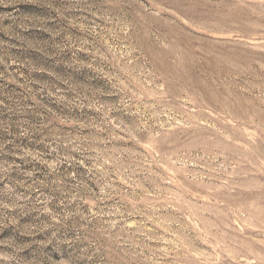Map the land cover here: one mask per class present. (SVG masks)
I'll use <instances>...</instances> for the list:
<instances>
[{"label": "rangeland", "instance_id": "1", "mask_svg": "<svg viewBox=\"0 0 264 264\" xmlns=\"http://www.w3.org/2000/svg\"><path fill=\"white\" fill-rule=\"evenodd\" d=\"M0 264H264V0H0Z\"/></svg>", "mask_w": 264, "mask_h": 264}]
</instances>
